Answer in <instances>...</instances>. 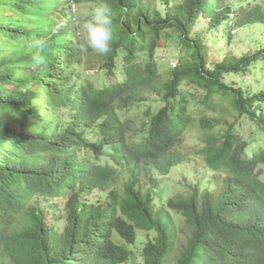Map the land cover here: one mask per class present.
Listing matches in <instances>:
<instances>
[{
    "label": "clouds",
    "instance_id": "1",
    "mask_svg": "<svg viewBox=\"0 0 264 264\" xmlns=\"http://www.w3.org/2000/svg\"><path fill=\"white\" fill-rule=\"evenodd\" d=\"M84 1L48 0L41 17L35 18L37 25L33 20L36 32L21 35L23 39L37 37L33 60L35 66L47 61V69L38 71L36 89L27 91L28 102L12 106L17 112L14 119H3L0 124V264H31L38 240L47 243L51 254L59 255L60 264H91L99 251L117 264H144L141 253L151 241L183 231L172 255L177 259L194 230L186 224L188 195L199 180L213 187L209 162L227 160L220 147L228 134L216 135L214 128L221 121L208 118L207 111L227 103L236 112L232 103L215 97L213 90L200 88V78L187 72L179 78L171 73L160 76L164 74L156 52L153 57L141 53L134 60L141 70L127 74L125 67L131 63L123 53H110L114 38L111 5L108 0L89 1L95 7L89 19L80 23L87 17L76 20ZM1 19L6 23L4 16ZM152 63L160 66L159 76ZM208 66L213 67L209 62ZM159 77L169 82L158 83ZM169 87L183 88L184 96L173 99ZM170 105L175 112L159 115ZM25 114L28 118L20 121ZM196 117L207 142L197 153L205 165L190 178L189 170L181 172L185 160L177 147ZM205 121L211 124L209 129L203 128ZM64 130L69 137H79V142L53 150L58 167L34 171L25 160L28 151L53 147ZM240 139L247 140L239 136L233 152L253 155L251 144L241 149ZM100 149L103 153L98 155ZM73 150L77 165L62 174L63 162ZM262 165L255 170L261 185L250 188L242 198L238 195L234 203L225 200L211 226L199 223L197 260L204 254L212 264H264ZM128 200L131 206L124 210ZM37 209L55 221L60 233L69 219L83 216L86 221L55 248L34 225L32 213ZM237 213L249 215L246 223L229 218ZM194 256L195 252L185 263Z\"/></svg>",
    "mask_w": 264,
    "mask_h": 264
},
{
    "label": "trees",
    "instance_id": "2",
    "mask_svg": "<svg viewBox=\"0 0 264 264\" xmlns=\"http://www.w3.org/2000/svg\"><path fill=\"white\" fill-rule=\"evenodd\" d=\"M81 1L83 0H76V3ZM87 1L97 3V0ZM4 2L5 0H0L1 8L4 6ZM47 2L48 0H10V12L13 11V8H17V12L21 13L20 16L25 18L19 17L16 23L10 19V22H7L8 24L0 19L1 35L10 37V51L2 56L5 60L0 62V124L3 119H14L17 112L11 109L12 106L18 108L17 103L28 102L30 94L27 91L36 89L38 71L42 73L47 69L46 59L43 66H35L33 60V56L37 54V52L32 53L33 44L37 37L23 39L21 36L37 29L32 26L33 20L41 17L42 10ZM108 3L113 9L114 26V38L110 53H123L126 61L131 63L125 67L127 74L134 75L139 72L141 66L136 64L134 60L145 51L153 57L159 40L167 38V42L175 44L181 51L178 65L171 72L172 77L179 78L187 72L194 78H200V88L213 90L215 97L230 101L236 108L239 117L254 123L260 129V132L264 134V89L253 93L252 89H244L225 80V75L250 72L256 63L264 61V47L255 54L248 53L242 56L227 54L222 60L216 62L213 67L208 66L207 59L209 54L207 32L211 34L214 30L221 28L220 26L225 25V22L231 23V25L227 24L228 28L264 24V11L261 8L255 7V9L248 11L243 9L242 12L241 7V13L231 17L232 13L235 14V10L232 6L226 5V0H184L180 4L170 6L166 11L153 8L149 0H108ZM1 16H4V12L1 13ZM199 16L209 18L210 27L202 32H194ZM89 17L87 16L80 23H84ZM36 19L34 23L37 25L38 21ZM34 31L36 32V30ZM3 50L4 43L2 42L1 51L3 52ZM113 65L111 64V66ZM150 66L153 72L159 76L160 66L156 63H152ZM64 75L66 76L67 73ZM72 75L71 77H73ZM80 75L86 77L83 71L80 72ZM160 76L165 75L161 74ZM75 82L72 81L71 84H75ZM157 82L167 83L169 81H162L159 77ZM258 82L261 83L259 77ZM168 90L171 92L173 99H180L184 96L183 88L169 87ZM134 99L142 101L141 97H135ZM169 112H175L172 105L162 109L159 115ZM27 118L28 116L25 114L20 118V121ZM235 124L236 122L232 121L231 125L226 128L224 134H228V136L223 140L220 147L228 162L225 159H214L209 162V169L214 173L212 178L214 186L212 187V184L202 183V180H199L197 186L187 197L186 224L193 226L194 230L185 239L178 258L173 259L172 255L176 249V242L183 231L151 241L141 253L145 260L144 264H187L185 262L194 252L195 256L188 261V264H212L205 259L204 254L200 260L196 258L199 223L203 222L205 225L211 226L212 220L225 200L228 199L234 203L238 195L242 198L244 193L249 192L250 188L262 184L255 170L258 166L264 164V146L254 149L255 152L251 156H242L241 154L239 156L233 152V148L238 146L239 143V134L233 131ZM202 125L204 129L211 127V124L206 121ZM208 139L211 143L215 142L213 136H209ZM79 140V137H69L68 131L64 130L55 140L53 147L30 149L25 160L33 167L34 171L54 169L59 166V163L54 160L53 150L75 146ZM257 140L253 138L240 139L241 149L243 150L250 144L256 143ZM102 150H97L96 153L100 155L103 153ZM66 158L67 160L63 162L62 174H65L67 169L72 170L71 165H77L75 150L68 153ZM129 192H131L130 188L127 189V193ZM240 204H243V199ZM130 206L131 201L128 200L124 203L123 209L127 210ZM55 208L58 209V205ZM248 216L237 213L229 218L246 223ZM32 217L36 229L40 228L45 233L49 245L55 248L63 244L66 234L74 231L86 221L83 216L69 219V224L60 233L55 221L44 210L37 209L33 211ZM189 243H191V246H189ZM96 262L117 264L115 259H107L103 251L98 252L97 257L94 261H91V264ZM31 264H60L59 255L51 254L47 243L44 244L38 240L35 247V257Z\"/></svg>",
    "mask_w": 264,
    "mask_h": 264
},
{
    "label": "rangeland",
    "instance_id": "3",
    "mask_svg": "<svg viewBox=\"0 0 264 264\" xmlns=\"http://www.w3.org/2000/svg\"><path fill=\"white\" fill-rule=\"evenodd\" d=\"M149 1L153 8L166 11L170 6L180 4L184 0H168L166 2L165 0ZM9 5L10 0H5L4 6L2 8L0 7V19L1 13L4 12V20L6 24H8L7 22L9 21L10 14H12L13 22L16 23L20 17V13L17 12V8H13V11L10 12ZM226 5L232 6L235 10V14L230 13L231 17L241 13V7L242 12L243 9H247L248 11L250 9H255V7H259L264 11V0H226ZM94 7L95 5L93 3L85 0L79 6L76 20L79 21L81 18L90 16ZM209 24V18L199 16L198 22L194 27V32L207 30L210 27ZM227 24L231 25L230 22H225V25L220 26L221 28L214 30L211 34L210 32H207L209 46L207 59L210 66H213L216 62L222 60L227 54H235L237 56H242L248 53L254 54L264 47V24L260 23L242 27L234 26L233 28H228ZM9 38V36L1 35L0 30V62L5 60L2 56L8 54L7 52L10 51ZM159 41L156 49L157 61L162 65V73L168 76L171 73L173 63L178 61L181 51L175 44L171 42L166 43L167 38H162ZM2 42L4 43L3 52L1 51ZM32 52H34V50H32ZM92 73H96V70L92 71ZM258 77L261 79V83L258 82ZM225 80L236 86L240 85L244 89H252L253 93L260 89H264V61L257 63L250 72L225 75ZM145 109H147V106ZM207 114L208 118H218L221 121V125L214 128L216 135L219 137L223 138L228 121H234L237 123L236 131L240 137L243 139L253 138L259 140H257L256 143H252L250 147L257 149L260 146H264V134L260 132V129L248 119L238 117L237 113L230 108L227 103L218 106L216 111H207ZM198 120L199 118L196 117L195 124L183 135L181 142L177 147L178 151L184 155L185 160V163L181 166V172H183V170H189L190 178H193L196 172H200L205 165L204 158L201 155H197L198 151L207 143L204 139ZM260 168H264V165ZM261 177L264 179V173Z\"/></svg>",
    "mask_w": 264,
    "mask_h": 264
},
{
    "label": "bare ground",
    "instance_id": "4",
    "mask_svg": "<svg viewBox=\"0 0 264 264\" xmlns=\"http://www.w3.org/2000/svg\"><path fill=\"white\" fill-rule=\"evenodd\" d=\"M211 138V137H210ZM209 140V139H208ZM211 143V142H210ZM232 151V150H231ZM229 153V152H228ZM196 154V153H195Z\"/></svg>",
    "mask_w": 264,
    "mask_h": 264
}]
</instances>
